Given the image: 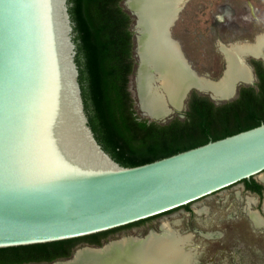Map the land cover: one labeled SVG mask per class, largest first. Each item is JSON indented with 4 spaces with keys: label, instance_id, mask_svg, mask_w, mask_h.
<instances>
[{
    "label": "water",
    "instance_id": "1",
    "mask_svg": "<svg viewBox=\"0 0 264 264\" xmlns=\"http://www.w3.org/2000/svg\"><path fill=\"white\" fill-rule=\"evenodd\" d=\"M185 2L166 25V42L179 51L170 28ZM69 6L0 0V249L80 239L163 213L155 222H166L188 213L185 205L193 211L264 175V123L142 165L116 162L89 125ZM125 8L133 18L135 79L138 32L147 28L148 37L156 20L146 15L141 26L136 11ZM142 66L144 80L159 90L161 77ZM201 93L216 105L232 99Z\"/></svg>",
    "mask_w": 264,
    "mask_h": 264
},
{
    "label": "trees",
    "instance_id": "2",
    "mask_svg": "<svg viewBox=\"0 0 264 264\" xmlns=\"http://www.w3.org/2000/svg\"><path fill=\"white\" fill-rule=\"evenodd\" d=\"M122 1L68 0L89 125L116 162L125 167L142 165L264 123V71L260 62L255 63L258 91L242 87L236 100L221 105L193 95L183 119L175 117L166 124L139 116L128 91L129 77L134 72L133 18L121 7ZM241 182L245 190L262 195L264 186L252 178ZM189 206L181 208L191 212ZM75 240L1 248L0 256L50 260L68 255L64 246Z\"/></svg>",
    "mask_w": 264,
    "mask_h": 264
},
{
    "label": "rangeland",
    "instance_id": "3",
    "mask_svg": "<svg viewBox=\"0 0 264 264\" xmlns=\"http://www.w3.org/2000/svg\"><path fill=\"white\" fill-rule=\"evenodd\" d=\"M124 1L120 5L126 10ZM185 1L170 28L171 36L178 42L193 72L187 65L185 67L194 77L218 81L225 68L224 48L238 44L252 45L256 38L264 36V0ZM247 55L261 58L247 53L242 58L243 62ZM135 64L137 61H134V67ZM244 65L247 67L245 62ZM128 88L136 113L147 119L142 115L135 96L133 73L129 77ZM182 101L180 110L167 104L168 109H173L174 113L160 120L166 121L182 112ZM255 181L264 186L257 179ZM251 214L260 219L258 224H254ZM164 229L177 230L181 233L179 235L190 237V246L187 247L196 255L195 264H264V194L260 199L246 191L245 187L177 218L150 226L140 236L149 231L159 234ZM135 234L131 236H139Z\"/></svg>",
    "mask_w": 264,
    "mask_h": 264
},
{
    "label": "bare ground",
    "instance_id": "4",
    "mask_svg": "<svg viewBox=\"0 0 264 264\" xmlns=\"http://www.w3.org/2000/svg\"><path fill=\"white\" fill-rule=\"evenodd\" d=\"M183 1L127 0L125 3L129 11H136L139 15V25L143 26L146 15L156 20V24H153L149 30L150 37H147V28L146 33L145 30H142L140 35L138 32L137 43L141 64H148L154 69L161 77L160 85L162 86L159 90L149 86L151 79L148 82L144 80L146 71L142 65L134 79L138 105L142 113L153 120H160L172 113L167 104L178 110L182 109L181 99L184 98L188 86L210 92L216 100L230 96L233 94L235 84L251 79L249 69L244 65L243 56L252 53L264 60V36L262 35L256 38L252 45L238 44L223 49L225 68L220 80L213 82L204 77H194L186 69L178 47L166 42L168 41L166 25ZM257 180L264 182V176L258 177ZM250 216L254 224L260 222L256 215ZM174 231L164 229L159 234L150 233L143 240L127 237L119 239L114 245L112 242L107 243V246L103 247L104 250L93 249L100 251L97 257H95L98 254L96 251H90L88 254L91 256L88 258L84 257L81 251L77 252L80 250L78 249L74 253L75 255L77 252V255L69 264H195L196 255L191 248L189 251L187 247L190 246V237L179 235Z\"/></svg>",
    "mask_w": 264,
    "mask_h": 264
},
{
    "label": "flooded vegetation",
    "instance_id": "5",
    "mask_svg": "<svg viewBox=\"0 0 264 264\" xmlns=\"http://www.w3.org/2000/svg\"><path fill=\"white\" fill-rule=\"evenodd\" d=\"M248 57H249V60L247 58L246 64H247V67L250 71L251 80L247 83L246 82L238 83L240 86L231 95L232 99L229 101L236 100L239 97L240 89L242 87L252 88L255 91H258V85H259L260 81H259V77H258L257 72H256L255 63L260 62L261 69L264 71V60L262 58H256L255 56H252V55H249ZM128 91H129V88H128ZM201 92L202 91L199 90L198 88L193 87L188 94V98L186 100V103L183 104L184 110L182 112L176 113L175 116L168 118L166 121H162V120H155V121L151 120V121H154V122L159 123V124H166L175 117H177L179 119H183V117H184L183 112H185L187 110L188 100L190 99V97H192L193 95L208 97L207 94H202ZM130 97H131V94H130ZM209 100H210V98H209ZM229 101L220 102L217 105H221V104H224V103L229 102ZM212 103H214V102H212ZM258 181H260V180H258ZM260 182H262V181H260ZM262 183H264V182H262ZM251 193H254L255 195H257L261 199L263 194H264V190H262V195H258L255 192H251ZM189 208H190V206H189ZM162 215H165V214H161V215L155 216L153 218H149V219L142 220L139 222H135V223L123 226V227H119V228L113 229L111 231L103 232V233H100L99 235H96L94 237H88L87 236V237L75 240L73 242H70L64 246V247H66L65 251L66 252L69 251L68 255H58V256L50 259V260H33V259L27 260V258H25L24 255L23 256L1 255L0 256V264H41V263L46 264V263H51V262H55V261H61V260L69 259L73 256L75 251H77L78 249H80V250H78L77 252L81 251V253L83 254L84 257L86 256L89 258V256H91L88 254L90 251H96L98 253V252H100L99 250H93V249L104 250V248L107 246L106 244L109 243L110 241L118 240L119 238L126 237V236H131V234H133V233H136L140 236V233L143 234V232L147 231V229H149L150 226H153V223L155 222V220H156V222H160L159 217H162ZM156 222L154 224H156ZM179 234H181V233L179 232ZM115 242H117V241H115ZM115 242H112L113 245L115 244ZM67 248H68V250H67ZM81 248H83V249H81ZM86 248H89V249H86ZM101 248H103V249H101ZM77 252L74 255L73 259H71L69 262L59 263V264H69L70 262H72L74 260L75 256L77 255ZM99 254L100 253L95 255V257H97Z\"/></svg>",
    "mask_w": 264,
    "mask_h": 264
}]
</instances>
